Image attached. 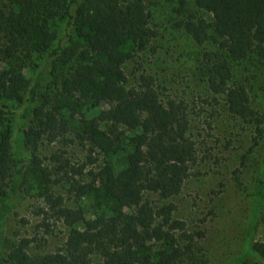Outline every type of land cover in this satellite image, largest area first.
<instances>
[{
  "label": "trees",
  "instance_id": "16d2710c",
  "mask_svg": "<svg viewBox=\"0 0 264 264\" xmlns=\"http://www.w3.org/2000/svg\"><path fill=\"white\" fill-rule=\"evenodd\" d=\"M146 1L0 0V59L16 61L0 71V103L23 105L16 133L6 124L12 113L0 107V264H206L203 234L175 219L168 202L198 162L188 105L162 96L145 72L136 86L126 85L124 65L158 35ZM175 13V27L196 46L216 47L202 52L207 90L229 117L252 125L250 151L260 147L242 238L226 264H264L257 239L264 226V114L233 80L239 63L255 60L264 69V0H177ZM33 58L39 63L29 78L23 70ZM66 136L81 146L84 160L52 154L44 163L39 144ZM29 179L55 220L77 217L55 252L32 254L34 239L10 240L11 214ZM55 186L86 207L69 209Z\"/></svg>",
  "mask_w": 264,
  "mask_h": 264
},
{
  "label": "rangeland",
  "instance_id": "374dc122",
  "mask_svg": "<svg viewBox=\"0 0 264 264\" xmlns=\"http://www.w3.org/2000/svg\"><path fill=\"white\" fill-rule=\"evenodd\" d=\"M176 4L177 0L146 1L151 25L158 35L147 50L134 54L124 65L126 85L136 86L138 76L145 72L153 77L162 96L181 98L187 103L190 135L198 149V162L181 192L168 202L175 206V219L183 221L188 229L203 234L200 245L206 264H226L237 251L242 238L246 194L260 159V147L253 146L250 151L252 125L232 119L220 102L212 101L201 72L202 52L216 47L210 42L198 47L182 29L175 27L179 20L175 13ZM191 11L206 20L212 17L202 10L194 11L192 5ZM55 27L62 36L63 23L57 22ZM15 63L14 60L0 59V71ZM38 63L39 60L33 58L24 68L27 77H32L28 70L36 72L37 68L33 65ZM234 69L233 80L245 86L251 106L264 114V69L255 60L234 65ZM46 86L47 83H44L41 93L45 92ZM22 106L5 100L0 103V107H4L2 109L12 113L5 115L8 119L6 124H11L15 133ZM37 153L44 163H49L52 154H59L71 163L79 164L85 155L71 136L52 143H40ZM244 155H248V160H242ZM26 159L29 160V157L26 156ZM29 180L31 188L21 193L11 214L8 227L10 240L15 242L19 237L34 239L29 250L32 254L55 252L64 246L69 227L76 225L77 217L71 214L68 218L55 220L35 182ZM53 193L62 196L65 206L71 210L86 207L88 203L86 200L76 201L60 186H55ZM150 198L159 201L155 196ZM40 209L46 213L38 214ZM43 224L49 225V232ZM257 239L264 242V226L259 228Z\"/></svg>",
  "mask_w": 264,
  "mask_h": 264
}]
</instances>
